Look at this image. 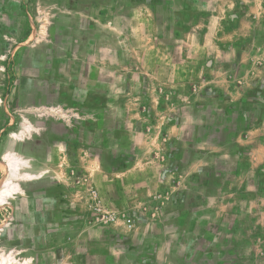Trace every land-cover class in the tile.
<instances>
[{
	"label": "rangeland",
	"instance_id": "obj_1",
	"mask_svg": "<svg viewBox=\"0 0 264 264\" xmlns=\"http://www.w3.org/2000/svg\"><path fill=\"white\" fill-rule=\"evenodd\" d=\"M234 5L243 12L251 7L254 19L264 16V0H0V191L9 194L0 197V264H103L110 255H88V244L113 253L120 241L112 232L130 236L127 245L153 243L143 236L162 232L171 136L165 126L195 113L202 100L205 73L195 79L192 51L182 47L195 38L184 30L191 24L197 31L228 29L232 17L217 21V14ZM73 26L97 30L76 34L89 38L91 63L101 49V65L121 68V97H105L100 114L51 110L57 102L34 47L59 57ZM263 31L264 18L249 39L263 42ZM128 35L137 48L129 47ZM230 116L224 136L236 125ZM242 125H250L247 117ZM56 129L65 138L58 150L47 142ZM228 165L235 168L233 161ZM91 190L106 211L129 217L132 227L99 224ZM209 259L200 256L202 264ZM218 264H264L263 229L251 234L248 249H219Z\"/></svg>",
	"mask_w": 264,
	"mask_h": 264
},
{
	"label": "crops",
	"instance_id": "obj_2",
	"mask_svg": "<svg viewBox=\"0 0 264 264\" xmlns=\"http://www.w3.org/2000/svg\"><path fill=\"white\" fill-rule=\"evenodd\" d=\"M250 8H243V12L235 5L221 7L217 21L232 17L228 29L219 25L215 30L197 31V24H191L184 30L195 38L182 46L192 51L188 59L195 79L205 75L198 95L200 109L184 114L175 126H165L171 136L164 155L162 232L143 236V240L154 238L146 249L144 245H127L130 236L112 232L113 239L120 241L113 253L89 243L88 255H110L112 259L103 264H202L200 256L208 255L213 256L209 264H218L219 249H248L251 234L264 231V41L249 39L259 30L264 16L260 13L252 18ZM89 29L91 26L70 27L65 52L59 57L43 56L46 47H34L37 63L49 73L46 89L52 90L57 102L51 108L54 112L100 114L106 111L105 97H121L120 66L111 62L108 67L101 65L100 53L105 52H94L96 48L92 50L98 62L91 63L89 38L76 35L97 32ZM128 38L129 47L137 48L133 38ZM231 114L236 125L224 136ZM215 116L221 117L220 123ZM246 117L249 126L242 125ZM93 119L98 123L97 117ZM207 132L210 139L204 137ZM61 133L56 129L53 139L47 141L56 149L65 144ZM230 161L235 162L233 170L227 169ZM193 240H201L203 249L191 247Z\"/></svg>",
	"mask_w": 264,
	"mask_h": 264
},
{
	"label": "built area",
	"instance_id": "obj_3",
	"mask_svg": "<svg viewBox=\"0 0 264 264\" xmlns=\"http://www.w3.org/2000/svg\"><path fill=\"white\" fill-rule=\"evenodd\" d=\"M92 200L94 203V212L97 215V221L103 226H111L121 222L126 225V227H132V220L129 217L118 216V213L106 211L101 205L97 198L96 193L91 190Z\"/></svg>",
	"mask_w": 264,
	"mask_h": 264
},
{
	"label": "bare ground",
	"instance_id": "obj_4",
	"mask_svg": "<svg viewBox=\"0 0 264 264\" xmlns=\"http://www.w3.org/2000/svg\"><path fill=\"white\" fill-rule=\"evenodd\" d=\"M7 195H9L8 194V192L6 191V190H4V189H2L1 191H0V197H5V196H7ZM2 199V198H1ZM3 201V199L1 200V202Z\"/></svg>",
	"mask_w": 264,
	"mask_h": 264
}]
</instances>
